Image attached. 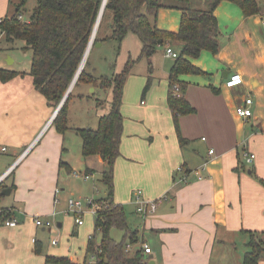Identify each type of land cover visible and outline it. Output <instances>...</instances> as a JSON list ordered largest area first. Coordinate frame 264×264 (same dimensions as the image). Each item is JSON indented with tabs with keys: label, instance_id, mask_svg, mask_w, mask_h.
I'll use <instances>...</instances> for the list:
<instances>
[{
	"label": "crops",
	"instance_id": "crops-1",
	"mask_svg": "<svg viewBox=\"0 0 264 264\" xmlns=\"http://www.w3.org/2000/svg\"><path fill=\"white\" fill-rule=\"evenodd\" d=\"M255 1L259 11L249 16L236 3L221 1L214 11L218 52L202 51L198 58L189 59L200 73L179 76L186 85L184 97L194 109L178 119L185 144L179 143L167 106L168 74L175 59L164 51L173 62L157 64L158 49L165 46L157 47L149 60L138 61L146 62L148 77H139L134 88L127 76L120 107L119 157L114 163V202L123 207L127 224L138 232V243L131 250L147 245L150 253L144 255L154 264H242L247 233L264 231L260 183L264 182V0ZM10 9L12 0H0V19L10 16ZM180 18L178 10L160 9L156 24L175 33ZM171 47L181 51L179 44L166 48ZM233 74L241 76L242 84L225 87ZM148 79L150 87L143 93ZM129 90L137 101L140 92L139 102L132 107ZM247 98L252 101L251 116L241 118L235 108ZM55 111L26 73L0 82V177L11 168L0 183V264H56L47 262L48 257L67 264H96L86 257V245L70 254L57 247L60 236L52 237L51 226L35 225L39 218L56 220V228L62 227L59 178L63 171L67 176L75 171L71 157L76 154L65 146L66 133H56L52 125ZM73 129L69 126L66 132ZM190 140H195V146ZM243 151L255 156L251 163L244 161ZM77 156V167L94 168L91 178L99 175L100 182L103 161L99 157L85 161L81 150ZM179 167L189 172L186 182L179 181ZM4 190L7 195H1ZM137 193L143 200L159 201L154 214L137 213ZM86 210L83 213L92 214ZM8 219L17 220V226H5ZM83 224L74 222L76 227Z\"/></svg>",
	"mask_w": 264,
	"mask_h": 264
},
{
	"label": "trees",
	"instance_id": "trees-1",
	"mask_svg": "<svg viewBox=\"0 0 264 264\" xmlns=\"http://www.w3.org/2000/svg\"><path fill=\"white\" fill-rule=\"evenodd\" d=\"M103 0H36L28 21L18 20L26 0L13 6V13L1 19L0 32L8 44L17 40L25 43L31 51L28 75L35 89L43 96L49 108L56 110L71 84L90 41L94 25ZM224 0H107L95 34L93 46L102 41L99 31L102 24L110 19L112 37L121 40L129 32L141 44L136 61L129 60L124 69L114 76L112 99L106 115L98 119L97 128H75L81 139L83 160L99 157L103 161L100 183L105 187L106 196L98 199L101 209L94 216V231L87 240L86 257H95L96 264H150L143 249L131 250L138 243V232L126 221L123 207L114 202V163L119 157V144L122 134L123 88L132 66L140 59L149 60L157 47L179 44L181 51L174 60L168 74L167 106L171 112L177 138L181 145L186 141L179 132L178 119L191 114L194 109L186 101V85L179 82L182 74H199L189 59H196L202 51L216 54L219 50V30L214 11ZM240 6L246 16L257 14L259 7L255 0H227ZM160 9H173L181 12L178 31L175 33L157 27V14ZM91 51V49H90ZM87 60L74 87L80 83L95 84L107 81L86 75ZM20 72L0 68V82L5 83ZM108 86V85H107ZM103 86V88L107 87ZM73 87V88H74ZM150 87V79L143 89ZM177 88V90H176ZM72 91L56 112L52 125L60 134L69 129L67 125L68 104ZM63 166V163H60ZM96 170L86 167L85 174ZM264 186V182L260 181ZM119 230L122 239L116 241L111 231ZM249 240L242 264H259L264 260V231L248 232ZM99 237L98 243L95 238ZM129 247V248H127ZM47 262L67 264L66 260L47 258Z\"/></svg>",
	"mask_w": 264,
	"mask_h": 264
},
{
	"label": "rangeland",
	"instance_id": "rangeland-1",
	"mask_svg": "<svg viewBox=\"0 0 264 264\" xmlns=\"http://www.w3.org/2000/svg\"><path fill=\"white\" fill-rule=\"evenodd\" d=\"M13 6L20 2V0H12ZM36 0H26L24 7L22 8L21 15L22 21H28L30 18L31 9L35 6ZM12 12L13 9H10ZM95 38V37H94ZM99 39H102L101 42L96 43L93 46L91 45V51L88 52L87 56V66L85 67V72L87 77L93 76L97 79H106L107 81L101 82L97 81L95 84H85L80 83L77 87L72 88V99L68 104V116H67V125L68 127L73 126L75 128L81 129H96L98 124V119L101 116L107 114L109 110V105L112 99V85L115 82H111L114 79V76L120 73L125 64L129 61H136L141 50V44L137 37L128 33L121 40H116L112 37L111 31V21L110 19L106 20L99 31ZM94 41V40H93ZM25 43L21 40H17L14 44H8L3 37L0 36V68L8 69L12 71H17L22 74L26 73L28 75L30 62H31V51L27 50ZM166 47H160L158 49L157 64H170L173 59L164 57V51ZM156 49V50H157ZM173 52L178 53L177 47H171ZM161 53L163 54L164 59H161ZM86 63V61H85ZM85 65V64H84ZM146 62L140 61L134 64L132 70L128 77L132 79L130 82V88L136 86V81L142 78L143 74L148 77ZM145 72V73H144ZM156 72H153L155 76ZM125 91V85L123 88V95ZM127 92V88H126ZM133 90H129V99L130 107L139 102L140 92L137 97L133 95ZM133 113V112H131ZM55 128V127H54ZM56 131V129H55ZM67 131V130H66ZM64 132L65 135V146L68 145L72 153L75 152V156L71 157L73 160L72 167L75 171L80 172L81 174L84 170H81L77 167V154L81 150V139L75 132ZM56 133H58L56 131ZM63 134V133H62ZM199 138L198 141H200ZM191 141V140H190ZM191 146H195V140L191 141ZM100 173L102 169L99 170ZM99 175H93V178L87 183H84L81 179L73 177L71 174L67 176L66 172H61L58 185V197L60 198V211L62 227L60 229L56 228V220L52 224L51 228L54 235L52 237H59L58 248L62 250L69 251L70 254L79 252L83 250L84 246L87 243L88 236L93 233L94 230V216L89 212H85L82 215L83 226L76 227L74 225V215H67L64 212L65 203L68 199L73 198H93L94 200L101 199L106 196L105 187L98 182ZM85 211L86 208L84 207ZM76 231L77 235H72ZM123 233L119 230L111 231V237L120 241L122 239ZM49 237V236H48ZM51 239V237H49ZM99 237H97L98 240ZM53 239V238H52ZM47 244L49 239L47 238ZM55 248V247H54ZM239 249V248H238ZM220 264H231V262H222Z\"/></svg>",
	"mask_w": 264,
	"mask_h": 264
},
{
	"label": "built area",
	"instance_id": "built-area-1",
	"mask_svg": "<svg viewBox=\"0 0 264 264\" xmlns=\"http://www.w3.org/2000/svg\"><path fill=\"white\" fill-rule=\"evenodd\" d=\"M18 20H22V15H18ZM0 23H1V19H0ZM262 29L264 31V21L262 22ZM1 35H2V33L0 32V36ZM165 56L171 57L173 59H176L178 57V55L175 52H173L170 48H166ZM242 81L243 80L239 74H233L225 81V87H227V88L236 87V86L242 84ZM176 90H177V88H176ZM251 102H252L251 99L247 98L243 105L237 106L235 108L236 115L241 117V118L250 117L251 116V109H250ZM31 147H28L25 151H23V153L17 159L16 163H18L27 154V152L31 149ZM212 153H213V151L210 150L209 154H212ZM242 156H243L244 161L248 164L251 163L255 158V156L253 154L247 153L245 151H243ZM10 172H11V168H9L8 171L0 177V183L8 176V174ZM178 173L180 175L179 181L180 182H186V179H187V176L189 175V172L185 171L182 167H179ZM195 174H197V172ZM71 175L75 178L81 179L83 182H88L91 180L90 174H85V173L81 174L80 172L73 171ZM198 178H200V177H198ZM139 195H140V193H137V195L134 198V202L137 205V213H139L143 216H149V215L154 214V212L156 211V209L159 205V201L143 200L142 198H140ZM66 204H67V207L65 209V214H67V215L73 214L74 215V222L76 225H79V226L83 224L82 213L84 212V207L86 209L88 208L92 212V214H95L98 210L101 209L97 200H94L93 198H85V199L70 198L67 200ZM17 224H18L17 220H15V219H8V220L4 221V225L7 227H15V226H17ZM52 224H53V221H51V220L43 221L39 218L35 219V225L37 227H40V226L49 227V226H52ZM127 248H129V247H127ZM142 249L144 250V252L146 254L150 253V248L147 245H142ZM91 259L94 260L96 263L97 260L95 257H91Z\"/></svg>",
	"mask_w": 264,
	"mask_h": 264
},
{
	"label": "water",
	"instance_id": "water-1",
	"mask_svg": "<svg viewBox=\"0 0 264 264\" xmlns=\"http://www.w3.org/2000/svg\"><path fill=\"white\" fill-rule=\"evenodd\" d=\"M104 6H105V0L102 1V5H101V8H100L99 15H98V17H97V21H96V23H95V25H94V28H93V31H92V35H91L90 41H89L88 46H87V48H86V51H85V53H84V55H83V58H82L81 63H80V65H79V68H78V70H77V72H76V74H75V76H74V78H73L71 84L69 85V87H68V89H67V91H66V93H65V95H64V97H63V99H62V101L60 102V104H59L58 107L56 108V111H55V112H57V111L59 110V108L62 106V104L65 102V100L67 99L68 95H69L70 92L72 91V87L75 85V83H76V81H77V79H78V76L80 75V73H81L82 70H83V68L81 69V65H82V63H83V61H84V59H85V56H86L87 52L90 50L91 45H92V43H93V40H94V37H95L96 31H97V25H98V22H99L100 19H101V16H102V13H103V10H104ZM6 190H7V189H6ZM8 190H9V189H8ZM1 195H7V193L5 194V190L1 193ZM150 264H154V263H153V262H150Z\"/></svg>",
	"mask_w": 264,
	"mask_h": 264
},
{
	"label": "bare ground",
	"instance_id": "bare-ground-1",
	"mask_svg": "<svg viewBox=\"0 0 264 264\" xmlns=\"http://www.w3.org/2000/svg\"><path fill=\"white\" fill-rule=\"evenodd\" d=\"M106 1H107V0H105V3H106ZM99 23H100V21L98 22L97 29H98ZM88 52H89V51H88ZM88 52H87V54H86V56H85V59H84L82 65H81V69L84 67L85 61H86L87 56H88ZM78 77H79V76H78ZM73 87H74V86H73ZM73 87H72V88H73Z\"/></svg>",
	"mask_w": 264,
	"mask_h": 264
}]
</instances>
